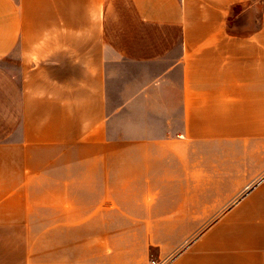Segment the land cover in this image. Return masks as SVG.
<instances>
[{
  "label": "crops",
  "instance_id": "1",
  "mask_svg": "<svg viewBox=\"0 0 264 264\" xmlns=\"http://www.w3.org/2000/svg\"><path fill=\"white\" fill-rule=\"evenodd\" d=\"M264 264V0H0V264Z\"/></svg>",
  "mask_w": 264,
  "mask_h": 264
},
{
  "label": "built area",
  "instance_id": "2",
  "mask_svg": "<svg viewBox=\"0 0 264 264\" xmlns=\"http://www.w3.org/2000/svg\"><path fill=\"white\" fill-rule=\"evenodd\" d=\"M170 260H171L170 256H166V257L151 256L149 260V264H169Z\"/></svg>",
  "mask_w": 264,
  "mask_h": 264
}]
</instances>
